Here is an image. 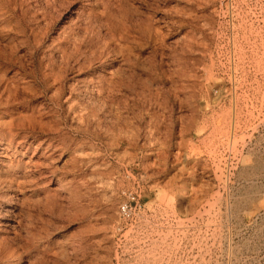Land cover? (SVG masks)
Segmentation results:
<instances>
[{
	"label": "rangeland",
	"instance_id": "374dc122",
	"mask_svg": "<svg viewBox=\"0 0 264 264\" xmlns=\"http://www.w3.org/2000/svg\"><path fill=\"white\" fill-rule=\"evenodd\" d=\"M6 19L42 84L0 104V264H264V0H0ZM40 105L58 134L17 128Z\"/></svg>",
	"mask_w": 264,
	"mask_h": 264
},
{
	"label": "bare ground",
	"instance_id": "6f19581e",
	"mask_svg": "<svg viewBox=\"0 0 264 264\" xmlns=\"http://www.w3.org/2000/svg\"><path fill=\"white\" fill-rule=\"evenodd\" d=\"M65 1V0H64ZM153 5V4H152ZM148 7V6H147ZM80 9V8H79ZM78 9V10H79ZM13 11V10H12ZM5 13V12H4ZM9 13V12H8ZM26 16V15H24ZM7 18V17H6ZM10 18V17H9ZM13 18V17H12ZM31 18V17H30ZM14 19V18H13ZM12 19V21H13ZM27 19V18H26ZM29 19V18H28ZM25 21V20H24ZM3 25L4 27L1 28L0 26V104H5L7 106H9L10 104L12 105H16L19 102V96L21 93H30L33 91L37 90V87H40V85L42 84V82L39 79H33L31 80L32 76L36 77V74H27L24 72V70L22 69L23 67H25L23 65L24 62H22V59L17 56L15 54L16 50L12 49V47H10V43H9V35L8 33H10L9 30H7V28L11 29L10 23H9V19H6L5 21H3ZM26 22V21H25ZM15 25V24H14ZM16 28V27H15ZM18 28V27H17ZM12 30V29H11ZM17 33V32H16ZM32 34L36 37V33L32 32ZM76 34V33H75ZM28 35V33H27ZM75 36V35H74ZM71 38V37H70ZM73 39V38H72ZM14 40V39H13ZM16 41V40H15ZM39 41V40H38ZM41 41V40H40ZM75 41V40H74ZM77 41V40H76ZM12 43V42H11ZM45 43V42H44ZM42 43V44H44ZM39 45V44H38ZM31 46V45H30ZM29 46V47H30ZM33 46V45H32ZM69 48V47H68ZM71 48V47H70ZM83 48V47H82ZM40 49V48H39ZM36 51V50H35ZM68 51V50H67ZM92 51V50H91ZM31 53V52H30ZM42 54V52H41ZM63 59L61 61V64L65 67L68 68L69 66L72 65H76L78 67L79 70L84 69L85 68V64L86 61L83 60V56L80 53V50H78L77 48L74 49V51H69V52H64L63 53ZM86 54V53H85ZM84 55V54H83ZM60 58V57H59ZM46 60V59H45ZM49 65L51 68V70H54L55 65L58 61H56L54 59L53 56H51V58H49ZM15 65H19L18 68L19 70L15 69ZM28 65V64H27ZM40 65V64H39ZM59 65V64H58ZM71 68V67H70ZM30 69V68H29ZM57 70V69H56ZM75 70V69H74ZM63 71V70H62ZM37 72V71H36ZM60 72V71H59ZM62 73V72H61ZM67 73V72H66ZM44 74V73H43ZM45 75V74H44ZM38 76V75H37ZM43 76V75H42ZM114 80V79H113ZM44 82V81H43ZM47 85V83H46ZM112 85V86H111ZM107 89L109 91H115L118 88L121 87V83L119 81H116L114 84H111ZM61 88L58 89V91H56V93L53 95V100L57 101L59 99V96L61 95ZM93 91V90H92ZM25 96V95H24ZM64 99V98H63ZM52 103V102H51ZM45 107V106H44ZM43 107V105H40L39 108H33L31 111V115L28 117H24L23 120H21V123L19 125H17V128L23 132H26L28 130H30V132H37V129H39L42 133L44 134H50V135H54V134H58L59 133V129L56 128V124H54V121H44L43 119L45 118L44 115L48 114L47 112H45V108ZM56 107V106H55ZM48 109V108H47ZM72 109V108H71ZM86 111L89 110L88 108L85 109ZM13 112V111H12ZM30 113V112H29ZM93 114V111H87V115L86 117H89L90 115ZM81 121L84 119L83 116H81L79 118ZM17 122V120H16ZM56 123V122H55ZM8 128V127H6ZM17 131V130H16ZM39 131V132H40ZM36 134V133H35ZM31 135V134H30ZM32 136V135H31ZM30 136V137H31ZM12 137V136H11ZM19 138V137H18ZM38 139V138H37ZM50 139V138H49ZM5 139L2 138V141H4ZM41 140V139H40ZM48 140V139H47ZM16 136H14L12 139H10L7 143L6 147H3L1 150H5V149H9L10 147H12L13 145H15V149H22L23 148V144L21 143V141H18ZM31 141V140H30ZM31 143V142H30ZM48 142L46 140L44 141H40L38 144L37 149H42V147L47 144ZM28 144V143H27ZM55 144V143H54ZM53 142L49 143L46 148L44 153H42L39 156V159H43L44 161H37L33 164V167L37 168V167H42V164L47 161V162H53L51 161L53 159V156H55V152L59 151L60 147L59 145H54ZM4 145V144H3ZM2 145V146H3ZM25 147V146H24ZM29 145H27L26 150L29 149ZM36 149V150H37ZM8 154V153H7ZM10 154V153H9ZM26 154V152H25ZM36 155V151L33 152V155L31 156V160L32 158H34V156ZM38 156V155H36ZM16 157V156H15ZM21 158V157H20ZM16 159V158H15ZM3 161L2 162H7L9 163L11 168L14 167H21V161L17 162V164H13L10 163L11 160L9 159V155H5L3 156ZM25 160V159H24ZM51 164V163H49ZM53 164V163H52ZM26 165V164H25ZM32 167V166H31ZM49 167V166H48ZM45 168V167H44ZM21 172V171H20ZM42 172V171H41ZM45 172V171H44ZM49 173L53 174L55 172L54 171H48ZM13 173V172H12ZM46 173V172H45ZM50 174V175H51ZM49 175V174H48ZM12 176L7 175L6 177H2L0 175V184H3V180H12L11 178ZM45 178V177H44ZM25 179V178H24ZM28 181V180H27ZM52 181V180H51ZM5 183V182H4ZM23 184V183H22ZM6 185V184H5ZM11 185V184H10ZM5 188V187H4ZM19 192V191H18ZM15 195V194H14ZM2 206V205H1ZM6 211L4 212L6 216H9V220L7 221L8 224H6V226H9V228L11 230L15 231V224L16 223V216L17 213L15 210L13 209H5ZM2 217V216H1ZM6 218V217H5ZM23 219V218H22ZM2 222V221H1ZM12 222V223H11ZM23 223V222H22ZM25 223V221H24ZM21 224V223H20ZM2 226V225H1ZM17 226V225H16ZM25 226V225H24ZM18 227V226H17ZM21 230V229H20ZM19 230V231H20ZM28 239L25 241L27 245H29L30 243L33 244V241L35 240L34 235H31L28 232ZM14 236V235H13ZM14 241V240H13ZM26 257H24L25 259ZM27 260V259H26ZM4 263V262H3ZM33 264H37V263H33Z\"/></svg>",
	"mask_w": 264,
	"mask_h": 264
},
{
	"label": "built area",
	"instance_id": "2783aa9c",
	"mask_svg": "<svg viewBox=\"0 0 264 264\" xmlns=\"http://www.w3.org/2000/svg\"><path fill=\"white\" fill-rule=\"evenodd\" d=\"M120 214L122 215V216H127L128 214H129V206L127 205V204H125V205H122L121 207H120Z\"/></svg>",
	"mask_w": 264,
	"mask_h": 264
}]
</instances>
